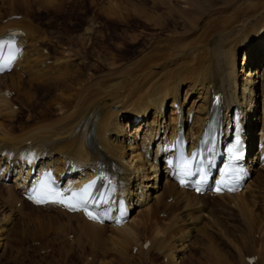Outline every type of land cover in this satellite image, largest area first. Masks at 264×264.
Segmentation results:
<instances>
[{"label": "bare ground", "instance_id": "1", "mask_svg": "<svg viewBox=\"0 0 264 264\" xmlns=\"http://www.w3.org/2000/svg\"><path fill=\"white\" fill-rule=\"evenodd\" d=\"M1 2L5 6L8 4L10 10L4 13L2 8L0 10V37L11 29L25 33L19 41L23 51L13 61V70L0 74V188L7 191L0 192V250L9 246V225L23 223L18 215H22L27 207L43 210L44 214L40 216H46L49 223H57L59 231L62 226H74L76 235L80 230L83 236L99 240V230L111 229L112 249L120 258L128 248L141 246L142 232L159 206L162 210L158 215H161L168 213L177 203L175 207L179 212L172 216L173 210L169 211L167 226L164 230L157 228L153 233L161 238L176 237L180 242L178 246L192 235L201 214L204 215L208 204L215 199L216 206L218 201H224L235 207L245 223H250L253 217L250 224L257 223L258 229L264 232V217L260 213H264V166L253 168L255 175L246 188L231 195L195 194L180 186L171 177L172 168H168L178 132L185 130L190 149H194L212 110L218 105L224 109L226 134L234 129V124L241 123L243 135L251 148L261 146L264 150V63L261 66L264 59V0H245L241 12L239 9L231 19L223 17L221 26L213 27L210 33L205 31L208 35H202L203 29L199 30L200 33H196L199 36L192 41L185 36L178 35L175 39L170 36L164 43L162 41V45H154L141 56L128 58L123 57L124 54L118 57L113 54L114 57H109L111 61L107 70L102 69L108 64L105 56L102 59L101 54L96 55L103 44L96 45L94 41L100 32L97 29L99 21L93 15L85 13L82 18L70 15L68 22L71 21L72 26L69 31L85 21L73 36L62 31H53L55 33L49 36L36 19H33L35 22L28 19V12L22 17L25 12L20 13L18 9L33 10L36 6L40 11V7L46 5H56L59 9L62 0ZM120 9L115 4L105 9V14L108 18L117 17L116 11ZM86 42H92L93 48L97 49L93 54L97 56L94 60L98 65L89 61L92 54L89 49L85 48L86 56H83L72 48L75 43L85 46ZM117 47L121 48L123 44L118 43ZM241 50L245 56L241 70L243 78L237 63ZM51 51H54L53 55ZM256 74L258 79L255 80ZM184 85L189 87L183 101L181 90ZM40 88L44 90L43 96H47L40 97ZM6 90L15 91V94L7 95ZM259 90L262 102H259ZM190 92L197 96L192 106L185 108ZM17 100L30 112L26 122L20 125L13 124ZM169 106L171 116L167 119L166 108ZM226 139L227 136L223 140ZM262 151L253 155V163L259 161ZM30 152L40 158L37 165L35 162L25 165V156ZM18 162L20 168L10 165ZM103 162L118 167L126 190L124 196L120 193L116 197L115 211L107 224L91 221L82 212H70L60 205L36 206L23 196V189L43 170L54 171L59 180H65L64 186L71 189L93 179ZM161 177H164L162 182ZM121 198L127 204L125 210L129 217L124 225L119 223ZM51 209L56 214L44 212ZM183 221L190 225L187 230H191L184 231L185 237L180 228L173 226L174 222ZM43 226V223L39 224L37 231ZM15 231L19 232L16 225ZM149 246L148 249L144 246L147 249L144 253L148 252ZM163 247L159 254L168 253ZM254 259L257 257H247L250 264ZM174 262L180 260L174 258ZM103 264L110 263L104 261Z\"/></svg>", "mask_w": 264, "mask_h": 264}, {"label": "rangeland", "instance_id": "2", "mask_svg": "<svg viewBox=\"0 0 264 264\" xmlns=\"http://www.w3.org/2000/svg\"><path fill=\"white\" fill-rule=\"evenodd\" d=\"M62 1V6H60L59 9H56V5H46L47 7L44 8L41 6L40 11L36 6H33V10L28 9L25 11L19 7L18 12H25L21 14L22 17L28 12L29 14L27 15L30 16L28 19H32L33 22H35L33 19H36V23L40 24L41 29H46L49 36L55 33L53 31H62V33L67 32L72 34L70 36H73V34L80 31L85 21H83L81 26L76 27L77 25H75V29L69 31L72 26V22H68L70 15L72 17H83L85 13L93 15V17L99 21V27L97 26V29L100 32L98 37H94V41L96 45L103 44V46L101 45L102 49H100L96 55L101 54L100 57L102 59L105 56L104 60L108 63L107 65L105 64L106 66L104 65L102 67L103 70L109 68L111 61L109 57H114L113 54H115V57L124 54L123 57L127 56L128 58L131 57V55L141 56L145 53L144 51L149 50L154 45H162L165 38L173 37L171 39H175L179 35L185 36V39L192 41L194 37L196 38L199 36V34L196 33H200L202 29L204 32L202 31L201 34L203 35L204 33L208 35L211 32L210 29L221 26L224 23L222 21V19H224L223 17L227 16L231 19L241 6L242 8L244 7L243 5L245 2V0H193L192 3H184L179 0H164L163 2H161L162 0ZM119 3L126 7H121L118 5ZM115 4H117L118 9H121L116 11L118 13L117 17L108 18L105 14V9L108 10L111 6H115ZM128 7L132 11L131 15L127 16L128 12H130V10L128 11ZM1 8L3 13L7 9L10 10L9 5L6 4L5 6L0 0V10ZM36 9L38 10V14H36ZM133 11L138 12V14H134ZM239 12H241V9ZM129 16L130 18H128ZM123 19L126 20L124 21ZM78 22L80 23V21ZM194 23L197 24L194 25ZM206 28L208 29L206 30ZM62 33L58 32L57 34L63 35ZM100 35L102 36L100 37ZM190 37L191 39H189ZM131 38H133L134 41H131ZM118 43L123 44V47L118 48ZM72 48L74 51L80 52V55L83 56H86L84 52L85 48L89 49V53H92L89 56V61L97 64V61L94 60L97 56L94 57L93 54L97 49L93 48L92 42H86L85 46L84 44L75 43ZM97 48L99 49L100 47L98 46ZM53 52L51 51L52 55ZM109 52H111L112 55H110L111 53ZM244 57V50H241L237 57L241 78L244 77V73L241 71ZM263 63L264 59L261 66ZM83 75H85V73H83ZM254 79H258V74L255 75ZM188 87L189 85H184L181 90V100L183 101L186 97ZM39 93L40 97L47 96V94L43 96L44 90H42V88L39 89ZM14 94L15 91L12 92V95ZM260 94L261 90H259L258 96H260ZM195 96H197L196 93H189L185 101V108L192 106ZM260 101L262 102V96L259 97V102ZM15 104L17 111L14 114L15 121L13 124L20 125L26 122L25 120L27 116L30 115V112L28 111V107L22 106L20 101H15ZM166 116L167 119H170V106L166 108ZM124 121H127V119ZM128 138L127 135V140ZM164 158L165 156L162 158L163 160L161 159V165L164 163ZM163 179L164 177H161L160 181L162 182ZM0 192L6 193L7 191L0 188ZM168 201L171 202L172 199ZM223 202L224 201H218V205L216 206L215 199L213 203L208 204L206 209L207 213L204 212V215L201 214V219H198L200 222L198 223L197 221L198 224L194 231H192V235L186 238V241L181 244V246H178L180 242H177L176 237L172 238L166 236L161 238L153 233L157 228L164 230L167 226L166 220L170 218L169 211L173 210L172 216L179 212L178 208L175 207L177 206L176 203L173 208L168 210V213H166L167 215H158V212L162 210L159 206L158 209L155 210L147 228L142 232L139 239L141 241V246L135 247L134 249L133 247L128 248L127 253L121 258L116 255L112 249L113 241L111 240L112 236H110L112 234V231H110L111 229L99 230L98 232L101 234L97 236L99 240H95L96 237L83 236L80 230H78V234L76 235V231L73 230L77 228L74 226H62V229L59 231L56 229L58 228L57 223H49V221L46 220V216H40L44 214L42 212L43 210L37 211L27 207L22 212V215H18L19 220H23V223L19 222V225H9V230L7 232L9 236V246H5V248L0 250V264H103L104 261L110 264H250V260H247L248 256L257 257L254 264H264V232L258 229L257 223L254 225L250 224L253 222V217L249 220L250 223H245L235 207H232L230 204L229 207L227 202ZM51 210H44V212L56 214L54 209ZM260 213H262L264 217L263 211H260ZM37 217L39 218L37 219ZM215 220L216 222H214ZM74 222L76 221L74 220ZM41 223L44 224L43 229L37 231V227ZM177 224L174 222L173 226L176 225L177 228H180L183 237H185L184 231L185 233L191 231L187 230L190 225H187L184 221L178 222ZM15 225L19 232L15 231ZM244 237L246 239H244ZM107 241H109L110 244ZM147 242L152 243L153 247H151L152 245L150 244L151 246H149L148 252L146 251L144 253V251L148 249L147 246V249L144 247ZM168 243L170 245H168ZM165 244L166 246H164ZM162 247L164 251L167 250L168 253L159 254V249ZM181 247L185 250H182ZM153 248L155 251H152L154 250ZM174 258L178 259V261L180 260V262H174Z\"/></svg>", "mask_w": 264, "mask_h": 264}, {"label": "snow or ice", "instance_id": "3", "mask_svg": "<svg viewBox=\"0 0 264 264\" xmlns=\"http://www.w3.org/2000/svg\"><path fill=\"white\" fill-rule=\"evenodd\" d=\"M0 70H3L2 68H0ZM38 202H40V201H38ZM61 203H63V201H60ZM69 207H72V208H75L76 207V205H74V204H69L68 205Z\"/></svg>", "mask_w": 264, "mask_h": 264}]
</instances>
